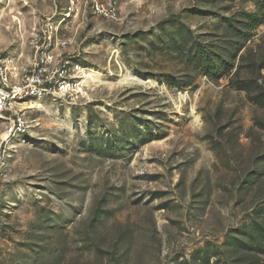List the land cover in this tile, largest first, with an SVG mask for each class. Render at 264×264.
I'll list each match as a JSON object with an SVG mask.
<instances>
[{"label":"rangeland","instance_id":"374dc122","mask_svg":"<svg viewBox=\"0 0 264 264\" xmlns=\"http://www.w3.org/2000/svg\"><path fill=\"white\" fill-rule=\"evenodd\" d=\"M68 6L0 2V51L26 62ZM81 7L73 54L102 78L32 102L23 136L0 117V264H264V0Z\"/></svg>","mask_w":264,"mask_h":264},{"label":"built area","instance_id":"2783aa9c","mask_svg":"<svg viewBox=\"0 0 264 264\" xmlns=\"http://www.w3.org/2000/svg\"><path fill=\"white\" fill-rule=\"evenodd\" d=\"M55 1H68L69 6L57 8L35 23L26 62H21L23 54L0 51V117L5 120V141L29 132L27 112L32 102L45 98L67 102L82 93L84 67L73 54L75 39L67 33L71 24L86 16L82 3L90 4L93 15L101 19L118 20L121 13V0Z\"/></svg>","mask_w":264,"mask_h":264},{"label":"bare ground","instance_id":"6f19581e","mask_svg":"<svg viewBox=\"0 0 264 264\" xmlns=\"http://www.w3.org/2000/svg\"><path fill=\"white\" fill-rule=\"evenodd\" d=\"M83 72H84V77H85V80H89V81H96V80H100L102 78V73L100 71H98L97 69L95 68H84L83 69ZM129 77H125V79H128ZM130 79V78H129ZM38 104V103H37ZM41 107L42 105L41 104H31L28 108H34V107Z\"/></svg>","mask_w":264,"mask_h":264}]
</instances>
